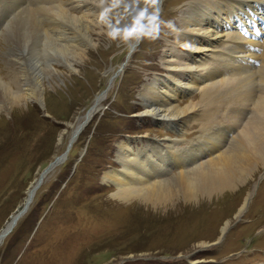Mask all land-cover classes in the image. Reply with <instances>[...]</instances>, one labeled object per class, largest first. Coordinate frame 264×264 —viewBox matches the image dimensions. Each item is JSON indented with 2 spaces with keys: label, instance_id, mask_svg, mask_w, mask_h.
Returning a JSON list of instances; mask_svg holds the SVG:
<instances>
[{
  "label": "rangeland",
  "instance_id": "obj_1",
  "mask_svg": "<svg viewBox=\"0 0 264 264\" xmlns=\"http://www.w3.org/2000/svg\"><path fill=\"white\" fill-rule=\"evenodd\" d=\"M192 1L195 0H164L152 24H149L150 17L157 0H106L104 12L100 10L95 15L83 17L78 10L62 15L55 6L56 9L50 7L51 11L43 19L38 14L39 9L29 7L30 13L38 10L33 16L37 23L42 22L36 23L38 30L42 29L39 30L40 57L44 62L49 61L57 75L44 80L41 104L28 100L20 102L18 111L0 110V232L22 209L27 192L49 163L64 152L66 158L42 180L39 188H34L35 204L0 242V264L264 262V176L259 180L264 174V157L261 162H252L250 175L238 189H226L196 206H185L181 202L167 203L163 207L138 200L120 202L112 196L115 187L104 178L106 172L119 168L118 145L125 140H130L134 146L147 142L154 145L165 139L184 140L181 135L161 128L151 117L142 115L138 90L143 85H153L157 78L166 74L162 53L174 47L173 32H178L180 25L178 17L187 12ZM68 6L61 4L63 8ZM4 10L3 2L0 3V83L25 95L31 92V80L17 42L16 18L21 10L15 12L8 21L12 23L6 25L3 23L5 16H1ZM72 17L80 19L83 27L93 31L95 48L85 47L88 42L82 40L86 39L82 28L72 22ZM50 21L58 28L49 24ZM143 25L148 27L139 34ZM98 26L106 32L98 35ZM48 30H54L55 34L58 30V37L54 33L52 36L53 31L47 33ZM68 32L70 36H62ZM45 36H50L58 45L67 46L69 51L62 54L66 55L65 59L77 53L73 52L76 47L86 49L88 59L76 65L77 72L70 71L59 57L46 55ZM125 61V69L118 74ZM100 96H103L101 100ZM199 96L195 93L180 106L191 99L195 102ZM8 99L6 91L0 89V105L11 104L6 103ZM96 99L100 100L101 109L70 145L74 128ZM242 107L247 106L243 104ZM242 116L248 120L249 115ZM226 119L227 116L215 112L205 124L194 121L188 129L191 131L189 140L204 136L205 126L215 127ZM233 138L224 144H229ZM202 140L203 137L197 146ZM257 181H260L258 189L241 213L239 208L245 197L252 194ZM225 222L229 224L223 235L220 230ZM218 236L220 241L216 242ZM129 257L133 259L125 262Z\"/></svg>",
  "mask_w": 264,
  "mask_h": 264
},
{
  "label": "bare ground",
  "instance_id": "obj_2",
  "mask_svg": "<svg viewBox=\"0 0 264 264\" xmlns=\"http://www.w3.org/2000/svg\"><path fill=\"white\" fill-rule=\"evenodd\" d=\"M4 1L8 6L7 11L4 12L5 20L9 17L6 21H3L5 25L14 17L15 12H18L19 9L21 10L16 18L17 42L21 47L20 56L21 58L23 57L25 64L27 63L28 79L31 80V92L21 95L18 92L15 93L11 87H8L9 85L6 86L1 82V91L5 90L9 95L6 103L11 102V104L0 105V110L12 109V111H18L22 101L31 100L33 103L41 104L45 85L44 80L52 75H57V71L52 68L53 66H50L49 61L44 62L40 57L39 36L41 31L39 30L42 29L38 30L37 20L34 18L33 12L36 13L37 9H39V13H37L42 15L41 17L43 18L48 14V11H51L50 7L55 8L56 6L57 11L62 15L78 10L83 17V15H95L100 10L104 12L105 8L103 9V6H106V0H64V2H62L63 0H57V3H53V0H20L19 2H16L18 0H0V2ZM163 2L164 0H157L149 24L160 14ZM65 3L69 6L66 8L61 7V4ZM192 4L185 14L180 13L178 17L180 25L178 32H173L175 34L174 47L166 48L162 53L166 74L162 75L161 78H157L153 85L146 84L138 90V103H140L143 110L142 115L151 117L156 124L161 125L165 129L174 130L172 125L179 127L180 130L174 132L181 134L185 140L186 134L189 133L187 130L194 121H201L205 124V121L215 112L220 111L221 115L227 116V114L232 115L236 111H240L239 117L235 120H230L232 122L227 125L230 136L231 130L235 129V126H239L236 131L237 135L234 136L229 144H223L222 147L224 148L217 152L222 148L218 143L212 144L210 141L205 143V138L212 137L217 131L207 133V127L205 126L203 128L204 136L202 135L204 140L201 141L202 145L200 143L198 148L199 154H207L210 158L202 159L199 163L196 160L199 154L194 152L196 146L192 142H186V147L183 145L184 148L178 147L179 142L173 139H168L169 142L162 141L159 143L156 141L154 145L147 142L146 145L143 144L141 146H134L130 140L119 143L117 153L119 168L109 170L105 173L104 178L115 187L112 196L120 202L138 200L144 204L150 203L154 207H163L167 203L175 204L176 202L184 203L185 206H196L216 194L225 192L226 189L232 191L238 189L241 182L243 183L250 175L253 168H251L252 162H256V160L261 162L264 157V53L261 56L259 65H250L244 61L245 58L247 60L248 58L257 59L259 55L254 49L245 45V42L242 41L244 38L241 39L240 36L241 28L246 25H242V21L240 25H237V19L234 14L241 12L243 3L240 0H195L192 1ZM22 7L26 8L22 11ZM29 7L37 9L30 13L31 8ZM71 19L72 22L82 28L85 37L82 36L86 38L82 40L88 42L85 47L91 46L95 48V41L91 37L93 31L83 27L80 21L81 16L80 19L74 17ZM47 20L44 25L47 24ZM248 20L252 21L250 17ZM82 23H84V20ZM52 24L53 26L57 25ZM60 27L62 26L60 25ZM147 27V25H143L139 34ZM7 28L9 31V27ZM98 29V35L106 32L101 26H98ZM50 31H53V36L54 30ZM57 31L56 34H58ZM51 32L48 30L47 33L51 34ZM64 32L62 31L63 34ZM9 33H7V36ZM56 34L55 36H57ZM63 34L62 36H66L69 35V32L68 34ZM49 37L45 36L44 41L46 55L50 53L56 59L59 57L70 71L77 72L78 68L76 65L82 64L88 59L86 49L74 48L73 52L77 53H72L67 60L65 59V54L62 56L63 53L69 51L67 46L58 45L55 43L56 41ZM139 37L141 38V35L134 42L135 46L137 41H139ZM59 40L62 42V39ZM67 40L69 42V39ZM246 43L257 46L259 51H261L264 39H262L261 43L249 40ZM12 49L10 50L12 51ZM10 60L7 63H10ZM194 63L197 64L192 67L191 65ZM125 65L126 61L119 68L118 74L122 73ZM27 89L30 90V88ZM197 92L200 96L195 102L191 99L188 103L186 102L183 106H180L184 99L191 98ZM100 100L93 103L75 128L81 126L88 118L91 119L101 109ZM243 104L247 106L245 110L240 109ZM250 107L251 112L246 111ZM243 114L249 115L247 117L248 120L242 116ZM214 152H217V154L214 155ZM257 163L255 167L258 165ZM40 175L38 179H40ZM36 184L27 192V197L35 191ZM40 184L38 187H40ZM249 198L250 195L246 196L245 202L239 208L241 213L247 209ZM11 220L10 223L12 222ZM10 223L8 222L9 225H6L8 228L11 225ZM228 224L229 222L224 223L220 230L221 234L224 235ZM220 236H218L216 242L220 241Z\"/></svg>",
  "mask_w": 264,
  "mask_h": 264
},
{
  "label": "water",
  "instance_id": "obj_3",
  "mask_svg": "<svg viewBox=\"0 0 264 264\" xmlns=\"http://www.w3.org/2000/svg\"><path fill=\"white\" fill-rule=\"evenodd\" d=\"M89 120H90V118H88L86 121H84V123L81 126H78L77 128H75V130L73 131V134L70 137L71 138L70 141H69L70 145H71L72 141H74V139L78 136V134L83 130V128L85 127V125L88 123ZM65 158H66V152L64 154H62L61 156L56 157V159L53 162L49 163V165L43 170L42 174L40 175V179H38L35 188H37L39 186V184L41 183L40 180L43 179L45 177V175L49 171H51L53 169V167L55 165H57L58 163L64 161ZM32 195H33V193L30 194L29 197L26 198L25 203H24V206L22 207V209L19 210L18 213L11 220L12 222L10 223L11 224L10 227L9 228L7 227V228H5L4 230H2L0 232V242L3 240V238L5 236L8 235V233H10V231L16 225L17 220L19 219V217H21L22 215H24V213L27 211V209L29 207V203H30V201H31V199L33 197Z\"/></svg>",
  "mask_w": 264,
  "mask_h": 264
}]
</instances>
